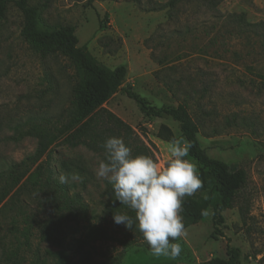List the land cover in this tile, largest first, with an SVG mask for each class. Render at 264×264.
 Segmentation results:
<instances>
[{
	"label": "rangeland",
	"instance_id": "rangeland-1",
	"mask_svg": "<svg viewBox=\"0 0 264 264\" xmlns=\"http://www.w3.org/2000/svg\"><path fill=\"white\" fill-rule=\"evenodd\" d=\"M15 1L9 0L0 21L3 167L34 152L36 140L24 133L34 127L55 132L67 123L80 80L60 53L29 46ZM24 1L38 9L39 28H71L78 46L101 65H125L124 87L156 107L183 106L198 126V139L209 157L227 163L232 172L243 170L247 179L233 207L223 214V236L211 238L209 209L198 226L186 228V235L173 241L182 248L176 259L153 256L143 241L122 244L128 238L109 222L103 224L113 240L91 241L78 251L76 241L85 238L86 230L69 223L63 246H52L38 239L37 223L43 215L39 213L33 224L16 207L2 209L8 198L0 203V253L3 246L12 250L18 264H210L213 258H225L229 243L240 249L241 264H264V42L259 29L254 34L235 20L243 15L250 25L264 24V0H173V5L170 0ZM101 109L125 123L132 139L144 144L160 166L168 161L169 144L157 137L160 126L184 142L175 122L143 117L123 93ZM49 151L59 182L61 161L84 169L85 189L80 181L69 179L67 184H76L72 190L81 193L90 221L98 223L107 203L102 196L106 180L95 175L100 159L60 140ZM194 196L204 200L207 192L198 189ZM19 199L29 212H37L35 200Z\"/></svg>",
	"mask_w": 264,
	"mask_h": 264
},
{
	"label": "trees",
	"instance_id": "trees-1",
	"mask_svg": "<svg viewBox=\"0 0 264 264\" xmlns=\"http://www.w3.org/2000/svg\"><path fill=\"white\" fill-rule=\"evenodd\" d=\"M8 3L9 0H0V21L4 17ZM168 4L173 5V0H170ZM14 5L23 16L22 36L29 46L38 51L60 53L74 66L80 80L74 89L73 109L67 123L55 132L44 127H34L29 133H24L25 136H31L36 140L34 152L17 163L13 162L5 167L0 165V203L8 198L2 209L10 207V210H14L16 207L20 215L28 216L33 224L38 214H42L43 220L37 223L38 239L55 247L63 246L69 223L82 224L86 230L85 238L76 241L78 251L83 246L89 245L91 241L113 240L112 235L104 227L105 222H109L112 229L117 228L123 231L128 239L127 243L121 242L122 244L128 246L143 241L138 231H130L123 225L114 223L112 219L114 214L133 215V213L126 206L114 201L113 189L107 180L103 183L102 193V196L107 198V203L101 212L99 222L92 223L81 193L72 190L76 184L68 185L59 182L50 166L52 157L49 149L59 140L72 149L82 147L102 160L105 154L101 145L109 137L122 138L126 146L131 148L132 155L144 154L154 160L151 151L144 144H137L132 139V131L125 123L101 109L114 95L123 93L135 103L143 117L170 119L175 122L183 141L191 145L188 156L195 161L202 181V187L199 190L207 192V198L199 200L194 194L184 198L181 215L185 229L198 226L207 211L211 209V238L214 239L217 235L223 236L221 231L225 228L223 214L233 207L239 192L244 188L246 173L241 169L232 172L227 163L209 157L198 139V126L183 106L156 107L152 105L131 88L124 87L128 74L125 65L114 69L101 65L85 47L78 46L74 30L71 28L41 29L36 7L29 6L24 0L15 1ZM235 20L240 28L251 27L250 32L259 33V37L264 42L263 23L250 25L246 23L243 15L235 16ZM244 28L241 30L244 31ZM157 137L167 143L174 140L173 133L164 125L160 126ZM60 169L63 175L76 173L82 177L79 185L85 189L84 169L74 165L72 161L65 160L60 162ZM21 196L35 200L37 212L34 214L29 212L26 205L21 204L19 199ZM241 258L240 249L227 243L225 258H213L210 264H241ZM7 263L18 264L14 259L13 251L3 246L0 264Z\"/></svg>",
	"mask_w": 264,
	"mask_h": 264
},
{
	"label": "clouds",
	"instance_id": "clouds-1",
	"mask_svg": "<svg viewBox=\"0 0 264 264\" xmlns=\"http://www.w3.org/2000/svg\"><path fill=\"white\" fill-rule=\"evenodd\" d=\"M101 147L105 155L95 175L107 180L114 201L133 213L114 214V223L138 231L153 256L179 257L181 244L173 241L186 235L181 215L183 200L202 187L196 165L186 159L191 145L178 140L169 142L164 166L148 155H132L122 138L109 137ZM59 179L68 183L69 179L81 181L82 177L71 173Z\"/></svg>",
	"mask_w": 264,
	"mask_h": 264
}]
</instances>
